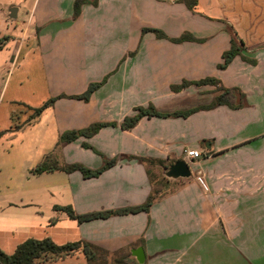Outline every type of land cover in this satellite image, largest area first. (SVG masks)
<instances>
[{
	"label": "crops",
	"instance_id": "crops-1",
	"mask_svg": "<svg viewBox=\"0 0 264 264\" xmlns=\"http://www.w3.org/2000/svg\"><path fill=\"white\" fill-rule=\"evenodd\" d=\"M73 2L0 0V38H11L0 50V249L11 254L26 239L49 238L126 253L137 264H264V0H196L192 8L181 0H98L77 18ZM144 29L198 41L176 44ZM231 34L255 64L237 56L218 69ZM205 79L217 84L172 90ZM95 83L102 84L88 101L69 98ZM220 87L238 89L242 107L144 117L120 128L136 108L172 113L208 106ZM51 99L38 117L20 110ZM15 116L20 124L13 125ZM95 123L116 126L58 144L63 133ZM192 150L197 160L186 156ZM98 154L116 163L95 178L30 173L46 157L94 171L103 164ZM130 157L160 160L166 169L181 160L191 175L165 176L167 189L159 191L145 165ZM153 190L159 195L148 213L79 224L55 210L85 215L134 207Z\"/></svg>",
	"mask_w": 264,
	"mask_h": 264
},
{
	"label": "trees",
	"instance_id": "trees-1",
	"mask_svg": "<svg viewBox=\"0 0 264 264\" xmlns=\"http://www.w3.org/2000/svg\"><path fill=\"white\" fill-rule=\"evenodd\" d=\"M98 0H74L73 2V18H77L80 14V9L85 4H90L92 6L97 5ZM189 8H192L196 5V0H181ZM143 33L150 32L155 35L158 39H166L172 43H182L185 41H198L193 38L190 34H182L179 38L170 39L165 36L161 31L155 29H144ZM9 36H3L0 38V50L10 41ZM244 50L243 44L238 40L234 34H231L230 47L223 53L222 62L218 65V69H225L231 61L240 56L244 61L249 64H255L253 59H247L242 55ZM102 83L90 84L86 91L77 96H71L70 99H78L82 101H88L91 94L96 91ZM204 85L212 84L216 85L217 81L213 79H205L201 81L186 83L183 82L182 85L177 87H172L173 91H177L185 85ZM220 92L217 96L213 98L211 103L208 106L196 107L186 111H175L172 113H160L152 105H149L147 108H136L132 116L125 117L120 124L122 130L132 129L137 122L146 117H159V118H186L191 114L200 111V110H209L218 106H226L230 109L236 110L242 107L243 105V94L235 88H224L220 87L218 89ZM58 98H66L65 96H59ZM55 99H51L48 102L44 103L41 107L34 109V116L38 117L44 109L50 106ZM115 127L116 124H106V123H95L83 130L69 131L63 133L58 140V144L62 143H71L76 141L80 137L90 138L95 135L100 129L105 127ZM84 148H90L88 145L83 144ZM103 159L102 166L97 170H89L80 164H58L55 161H52L50 157H46L40 164L31 170V174L38 175L44 172L50 171H63L66 173L79 172L83 178H95L101 174L106 169L115 165L116 160L105 159L101 154H98ZM129 160H135L145 165L147 174L150 178L149 168L151 166H159L161 169L166 170L165 164L160 160H153L147 158H137L130 157ZM171 166V165H170ZM166 179V178H165ZM151 182L153 181L150 178ZM154 182V181H153ZM165 182H168L167 179ZM159 193L157 190H153L148 196L146 201L138 206L126 207L117 209L114 211H103V212H94L85 215L76 214L71 207H55V210L63 212L70 220H74L77 223L81 224L84 222L97 220V219H106L111 216H121L129 214H138V213H148L150 207L152 206L155 199L158 197ZM77 254H82L85 259V264H137L130 259L129 254L126 253H115L111 254L108 251L93 245L85 241H75L69 242L63 245H57L49 238L43 239H26L17 245L15 250L11 254H6L0 249V264H45L47 262H54L58 260H63L69 257H73Z\"/></svg>",
	"mask_w": 264,
	"mask_h": 264
},
{
	"label": "water",
	"instance_id": "water-1",
	"mask_svg": "<svg viewBox=\"0 0 264 264\" xmlns=\"http://www.w3.org/2000/svg\"><path fill=\"white\" fill-rule=\"evenodd\" d=\"M10 17L15 18L16 17V9L11 8L9 10ZM191 173L189 170L188 165L184 161H176L171 166H169L165 171V176L170 179H177V178H188L190 177ZM136 255V261L138 263H142L143 260V254L141 249H138L134 252Z\"/></svg>",
	"mask_w": 264,
	"mask_h": 264
},
{
	"label": "rangeland",
	"instance_id": "rangeland-1",
	"mask_svg": "<svg viewBox=\"0 0 264 264\" xmlns=\"http://www.w3.org/2000/svg\"><path fill=\"white\" fill-rule=\"evenodd\" d=\"M9 17H10V12H9ZM11 18V17H10ZM12 20H14L15 18H11ZM1 43V42H0ZM20 110H22V112H25V116H27L28 118H31L34 116V111H24L25 108H20ZM16 124H20V121L16 120V116L13 117V125ZM16 160V158L14 159ZM149 172H150V178H152V180L155 182L154 186L159 190H165L167 189V184H165V170L161 169L159 166H151L149 168Z\"/></svg>",
	"mask_w": 264,
	"mask_h": 264
},
{
	"label": "built area",
	"instance_id": "built-area-1",
	"mask_svg": "<svg viewBox=\"0 0 264 264\" xmlns=\"http://www.w3.org/2000/svg\"><path fill=\"white\" fill-rule=\"evenodd\" d=\"M185 154H186L187 157H189L192 160H197L200 157L199 153L197 151H194V150L186 151ZM198 180L202 184L201 179L198 178Z\"/></svg>",
	"mask_w": 264,
	"mask_h": 264
}]
</instances>
